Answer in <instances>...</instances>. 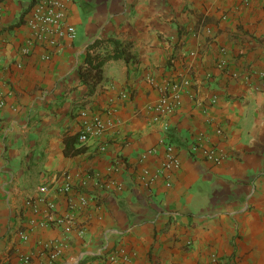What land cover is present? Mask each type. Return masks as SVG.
I'll return each instance as SVG.
<instances>
[{
    "label": "crops",
    "instance_id": "0c3cea01",
    "mask_svg": "<svg viewBox=\"0 0 264 264\" xmlns=\"http://www.w3.org/2000/svg\"><path fill=\"white\" fill-rule=\"evenodd\" d=\"M33 1L0 0V264H264V0H61L73 41L23 55ZM109 36L137 61L106 64L90 94L79 67ZM169 80L189 86L155 121ZM82 110L102 130L66 154ZM166 144L180 161L170 173ZM66 184L86 207L69 211ZM48 203L71 231L30 224Z\"/></svg>",
    "mask_w": 264,
    "mask_h": 264
},
{
    "label": "built area",
    "instance_id": "2783aa9c",
    "mask_svg": "<svg viewBox=\"0 0 264 264\" xmlns=\"http://www.w3.org/2000/svg\"><path fill=\"white\" fill-rule=\"evenodd\" d=\"M27 27L29 30V38L27 47L21 50L23 55H28L31 49L36 46L43 47L51 53L60 48L63 41H73L75 37V31L68 23L66 4L61 0H35L30 10V17L27 20ZM49 54L45 56V59L49 58ZM187 86H189V82L184 80H169L166 82L161 89L159 101L151 108L155 121L165 119L179 109L182 103L183 90ZM215 102L216 97H213L211 103ZM80 117L84 122L81 126L79 142L84 143L90 135L102 130V122L98 117H93L89 122L86 121V110L80 112ZM163 129L167 132L169 126L165 124ZM189 148L190 154H200L208 161L220 163L223 160L222 155L214 148H206L198 143H193ZM165 153L166 156L162 171L170 173L173 170L179 169L180 161L171 144L165 145ZM60 193L65 196L69 211L75 210L77 204L82 207L88 205L87 196L76 189H72L69 184H66ZM26 204L31 207L34 213L37 212L34 201H26ZM47 206L50 213L40 222L30 220L32 226L47 227L50 224L64 225L65 232H69L75 227L74 219L71 216L56 219L54 214L55 205L48 203ZM18 237L22 241L27 239L24 232H19ZM61 253V250L56 247L49 248V256L52 260L59 258ZM29 262V258L26 256H21L19 259V264H29Z\"/></svg>",
    "mask_w": 264,
    "mask_h": 264
},
{
    "label": "trees",
    "instance_id": "16d2710c",
    "mask_svg": "<svg viewBox=\"0 0 264 264\" xmlns=\"http://www.w3.org/2000/svg\"><path fill=\"white\" fill-rule=\"evenodd\" d=\"M33 4L34 1L31 3L30 10ZM132 48L131 41H121L112 36L95 39L88 44L85 59L79 67V76L83 83L92 88L90 94H93L96 86L103 82V72L106 64L117 61L125 63L137 61ZM79 136L80 133L69 137L65 141L66 154H69L72 151L71 147L79 142ZM78 151L74 150V153Z\"/></svg>",
    "mask_w": 264,
    "mask_h": 264
}]
</instances>
